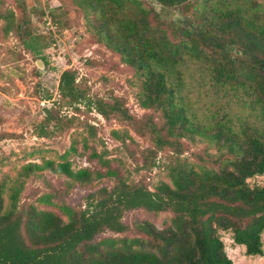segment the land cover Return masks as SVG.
<instances>
[{
	"label": "trees",
	"instance_id": "trees-1",
	"mask_svg": "<svg viewBox=\"0 0 264 264\" xmlns=\"http://www.w3.org/2000/svg\"><path fill=\"white\" fill-rule=\"evenodd\" d=\"M61 1H69L84 16L96 41L132 70L138 105L157 113L158 119L135 117L121 97L91 96L77 71L68 69L60 77L58 109H44L40 136L72 124L61 108L80 110L84 105L147 138L152 159L172 152L167 165L171 183L160 182L151 191L146 183L119 178L112 188L87 195L79 206L58 205L64 219L40 208L53 205L57 194L23 201L25 182L20 181L9 188L7 203L8 186L1 182L0 264H233L220 235L227 231L248 256H262L264 186H251L248 180L264 175V4ZM173 10L189 15L168 23ZM60 11L64 7L52 9L51 15ZM0 18L5 35L13 33L26 50L41 55L46 45L26 23L16 22L13 10L0 9ZM191 72L196 74L194 81ZM129 132L114 130L112 135L132 141ZM185 141L206 143V157L199 156L195 163L184 159ZM209 148L215 154H209ZM45 170L82 184L94 180L87 168L74 171L69 161L52 160L26 165L20 177ZM140 209L172 213L171 225L163 230L149 221L128 225L125 217ZM129 231L137 235L99 238L106 232Z\"/></svg>",
	"mask_w": 264,
	"mask_h": 264
},
{
	"label": "rangeland",
	"instance_id": "rangeland-1",
	"mask_svg": "<svg viewBox=\"0 0 264 264\" xmlns=\"http://www.w3.org/2000/svg\"><path fill=\"white\" fill-rule=\"evenodd\" d=\"M144 1L146 4L152 3V0ZM257 1L264 4V0ZM57 7H64V11L51 15L52 9ZM0 9L13 10L16 22L26 23L46 45L40 56L29 52L13 33L5 35L2 32L4 22L0 18V183L8 186L6 202L9 203V188L24 181L25 187L21 193L23 201H36L47 193L57 194L53 205L40 204V208L54 211L66 219L58 205L79 206L87 195L103 187L112 188L119 178L128 183H146L151 191L160 182L170 184L167 165L173 157L172 152L160 153L156 159H152L148 153L151 143L147 138L140 137L125 124L115 120L106 121L84 105L80 106V110L61 108V115L72 120V124L54 132L55 129L51 128L47 136H40L44 109H58L60 77L68 69L77 71L81 86L91 96L108 99L121 97L137 118L151 115L158 119V115L138 105L137 82H131L135 81L132 70L96 41L84 16L72 4L69 5V1L0 0ZM157 11L161 12L159 6ZM184 15L189 14L173 10L166 20L174 23ZM166 28L173 37L172 30ZM190 69L196 67L191 66ZM189 78L194 81L196 74L191 72ZM114 130H129L133 140L122 142L114 138ZM206 149V143L185 141L186 151L182 157L195 163L199 156L206 157ZM208 152L215 154L212 148ZM45 160H52L56 164L69 161L74 171L87 168L93 173L94 180L82 184L49 170L20 177L26 165H42ZM97 173H101L102 178H97ZM248 182L251 186H264V175ZM172 218L170 212L154 213L140 209L128 214L125 222L131 226L137 220L149 221L163 230L171 225ZM136 235L133 231L121 235L106 232L99 238ZM220 235L233 264H264V233L262 256H248L244 246L234 243L231 231L220 232Z\"/></svg>",
	"mask_w": 264,
	"mask_h": 264
}]
</instances>
